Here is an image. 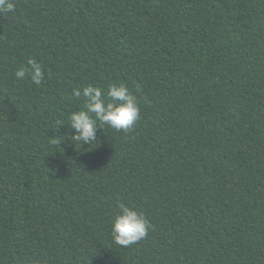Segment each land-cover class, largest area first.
Masks as SVG:
<instances>
[{"label":"trees","instance_id":"obj_1","mask_svg":"<svg viewBox=\"0 0 264 264\" xmlns=\"http://www.w3.org/2000/svg\"><path fill=\"white\" fill-rule=\"evenodd\" d=\"M13 3L0 13V264H264V0ZM30 59L40 85L15 77ZM121 83L135 126L105 125L91 147L65 139L75 89ZM119 203L150 223L128 247L111 235Z\"/></svg>","mask_w":264,"mask_h":264},{"label":"clouds","instance_id":"obj_2","mask_svg":"<svg viewBox=\"0 0 264 264\" xmlns=\"http://www.w3.org/2000/svg\"><path fill=\"white\" fill-rule=\"evenodd\" d=\"M14 11L13 0H0V13ZM28 64L30 67L22 66L15 72V77L24 79L29 76L34 84L40 85L45 77L42 65L35 59H30ZM74 95L83 96L84 105L70 114V128L65 139L72 141L76 148L78 144L83 148L85 144L91 147L94 142H98L97 133L100 129L105 130V125L116 131L127 132L140 118L137 98L123 83L110 85L106 94L101 88L90 84L82 90L75 89ZM73 129L75 135L72 134ZM118 209V215L111 226L114 243L120 247H128L145 238L150 223L143 212L124 203H119Z\"/></svg>","mask_w":264,"mask_h":264}]
</instances>
